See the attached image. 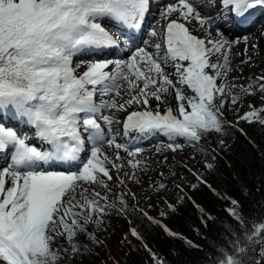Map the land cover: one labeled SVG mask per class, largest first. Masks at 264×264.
<instances>
[{
	"label": "snow or ice",
	"instance_id": "1",
	"mask_svg": "<svg viewBox=\"0 0 264 264\" xmlns=\"http://www.w3.org/2000/svg\"><path fill=\"white\" fill-rule=\"evenodd\" d=\"M149 7L150 0H0V154L9 161L0 169V264H59L62 257L52 248L57 236H65L75 253L81 247L74 240L77 229L86 232L77 217L85 225H100L99 216L107 214L111 206L95 198L99 193L90 197L87 189L79 193L81 203L76 188L81 183L107 187L100 174L113 179L105 166L107 156L102 147L126 151L133 157L128 162L133 169L142 163L134 159L142 149L118 142L112 126L120 121L105 113L125 111L126 105H144V111H133L125 117L126 138L136 131L197 144L203 134L222 131L219 115L225 106L223 97L230 95L233 104L238 97L231 92L235 85L216 83L227 75L232 43L220 25L230 30L257 23V17L264 15V0H178V6L169 5L160 12L162 18L179 13L178 20L187 22L192 17L201 27L216 26L221 39H200L190 34L184 23L169 20L164 57L159 58L161 45L156 43L155 55L137 47L127 61L82 60L80 63H88V68L79 76L75 74L74 57L119 47L102 21L115 25L113 31L121 37V28H140ZM202 7L209 11L202 13ZM212 9L216 10L215 16ZM257 26H264V20ZM148 35L155 37L156 30L153 28ZM216 53L223 55V64L210 62ZM169 61L175 69V84L162 67ZM109 64L115 65L111 73L104 71ZM209 68L215 75L206 71ZM120 81L128 82L129 91L138 88V92L117 104L112 94L120 96ZM139 81H143L142 87ZM185 85L191 95L186 93ZM169 87L175 90L178 115L172 109L164 113L149 110V97L161 101ZM252 87L242 91L251 95ZM259 91L264 92V83ZM217 95L221 97L218 103ZM259 112L264 108L245 113L241 119L264 124ZM6 120L16 124L23 121L34 129L33 135L18 132L5 124ZM33 138L38 145L29 142ZM169 147L175 151L180 145ZM116 159H120L118 152ZM122 166L113 163L117 170ZM6 180L11 182L9 187L5 186ZM118 199L123 205L118 211H126L123 197ZM85 211L87 216L83 215ZM229 212L244 227L241 214L232 209ZM93 214L97 216L95 221ZM132 234L137 235L134 230ZM233 235L236 239L229 246L231 250L218 249L215 264H264V220L254 222L251 231ZM157 264L162 262L157 260Z\"/></svg>",
	"mask_w": 264,
	"mask_h": 264
},
{
	"label": "trees",
	"instance_id": "2",
	"mask_svg": "<svg viewBox=\"0 0 264 264\" xmlns=\"http://www.w3.org/2000/svg\"><path fill=\"white\" fill-rule=\"evenodd\" d=\"M258 78L257 87L264 83ZM222 81L217 79V85ZM251 93L238 96L222 131L189 144L182 160L173 162L172 171L135 204L123 196L126 211H118L123 205L117 195H104L108 201L96 198L111 207L99 216V226L79 219L86 232L77 229L74 240L81 247L75 253L65 236L55 238L52 248L62 257L59 264H215L218 249L231 250L233 233L251 231L254 222L264 220V124L241 119L261 107L257 93ZM248 103L252 108L246 109ZM156 108L162 111L160 101ZM230 209L241 214L244 227Z\"/></svg>",
	"mask_w": 264,
	"mask_h": 264
},
{
	"label": "rangeland",
	"instance_id": "3",
	"mask_svg": "<svg viewBox=\"0 0 264 264\" xmlns=\"http://www.w3.org/2000/svg\"><path fill=\"white\" fill-rule=\"evenodd\" d=\"M154 1L155 0H152V7L154 6V3H155ZM175 17H176V14L173 13V14H171V16L168 17L167 20L166 19L165 20L167 22L169 19H176ZM155 18L156 19L153 21L154 29H157L158 26H161V28L162 27L164 28L165 22L159 23L158 22L159 17L156 16ZM208 18H211V17H205V19H208ZM180 20H182V22L185 24L186 28L188 29V31L190 33L193 31L192 35H195L196 37H198L200 39L216 40L212 36V33L210 31H208L204 28H202V29L200 27L198 28L196 23L191 22L190 20H188L189 22H186L183 19H180ZM102 26L105 27L107 30H109V28L106 24L102 23ZM261 27L262 26L258 27L256 25V27H253V29L247 31V34H245V37H251L253 35L249 39L250 42L248 43L249 45H247V47L251 50H255L256 53L260 52V50L261 51L264 50V41H262L260 38H257L255 36V31H258V29H260ZM152 29L153 28H150V29L148 28L147 32L149 33ZM197 29H199V30H197ZM214 29L217 30V28L215 26H214ZM197 32H198V34H197ZM241 37L244 38V35L236 36L235 40H233V41L239 42ZM143 38H144V36H143ZM243 38H242V41H245V38L244 39ZM144 39L146 40L147 37ZM160 41L161 40L152 42L153 46L156 43L161 44L162 41L165 43V40H162L161 42ZM252 44L255 45V47H253ZM247 47H241L240 48L241 49L240 51L242 54H245L247 52V50H248ZM162 48H163V46H162ZM246 48H247V50H246ZM244 49H245V53L243 52ZM259 59L262 62V65L260 67H258V65L255 66L253 64H249V65L247 64V66H249L250 68H255V67L256 68L254 70L253 69L248 70V73L246 74V73H243V70L245 71L247 68H244V67L242 68V66L240 65L241 61L236 63V65L232 66L231 64L233 63L234 60L232 58L228 57L229 64H230V65L228 64V72H227L226 77L223 78V81L220 82V84L224 83L225 85H228V86L235 85V87L231 88V92H232V94L236 95L237 97L243 93L242 89H248L249 85H253V87L250 89V91L257 93V96H255L257 100L255 102H257V104L261 105V107H259V109H261V108H264L263 107L264 106V96L261 93V91H259V87H257L255 85L254 79H256L257 77H261V75L264 73V54H263V56L260 55ZM92 60H94V59H90V60H86V61H92ZM210 62L211 63L213 62L216 64H223L224 63L223 55L220 53H216V54L211 55ZM172 63L173 62L169 61V66H167V67L170 70H164V71H166L165 75H168L169 77H170V74L172 75L170 77V79H172L173 83L175 84L177 77L175 75V69H174V67H172ZM182 63L185 66L187 65V62H182ZM78 65L79 66H77V63L75 62V60H73L72 66L75 69V74L77 76L81 75L83 72H85L87 70L86 66H88V63H84L85 66H82L80 64H78ZM111 69H112V66L110 64L108 66V68H106L104 70L111 73L112 72ZM206 71L210 75H215V73L210 68L206 69ZM240 76H242V77H240ZM245 76H247V77H245ZM139 82H140L139 87H142L143 81H139ZM176 87H181V86L179 84H176ZM183 87H184V89L188 95L192 94L191 91L187 89L186 85ZM150 90L151 89H149V91ZM121 91H122V95L114 97L115 102L117 104L125 103L132 95L137 94L138 88L133 89L132 91H129L128 86H125V87L121 88ZM220 99H221V97L219 95H217V97H216L217 103L219 102ZM223 99L225 101V106H224V108H222L220 110L219 118H220L221 122H229L230 119L227 118L228 117L227 115L229 113H234L236 106H235V104L232 103V98L230 95H225L223 97ZM157 102L158 101L156 99L149 97V106H148L149 110H152V111L158 110L156 108ZM249 105H251V104L248 103V106L246 109L252 108V107H249ZM160 107L162 108L163 112L166 111L167 109H172L173 113L178 115V111H177L178 101L175 98V90L172 87H169V90L166 94H162V100L160 101ZM143 110H145V107L141 103V104H133L130 107L126 105L125 111L112 110L111 113H105V114L113 115L117 121H120L119 125H120L122 130L117 135V141L118 142H122V143L126 142L129 144L130 147H139L142 149V151L140 153H138L136 155V157L134 158L135 160H139L142 163L139 164L136 169H133L129 166V163H128L129 160H133V157H130L126 151L117 150V149H115L114 146L109 147L107 145H104L102 147V152L104 153L105 156H107V160L105 161V166H106V168H108L109 174L112 176L113 179L108 180L106 177H103L102 174H100L101 178L105 181V184L107 185V187H105L104 185H102L100 183H95V184H83V183H81V185L76 188V198L78 200H80L81 203L83 200L80 198L79 193L82 191V189H87V194L90 197H91V194H93V193H99V196H96L95 198L105 197L104 195H106V194H109L110 196L117 195V197H121V196L123 197L124 196L125 198H130L131 201L135 204L136 198L138 196L142 197L143 193H145L146 190H148L149 188H152V186H155L156 183L158 182V180L160 178H162V176H166L168 173H170L172 171L173 162H178V161L182 160L186 148L189 146V144H191V143L185 141L183 138H177L175 140H170L168 137H166L162 134H157L158 139L157 138L154 139L155 138L154 137V138H152L154 140L151 139V141H149V142H141L140 144H137V142H139V141H146L147 138L152 136V135H147V134L141 135V134L137 133L136 131H131V132H129L127 138L124 137V135H123V132H124L123 121L125 120V117L130 112L143 111ZM188 110L190 111V109H188ZM251 111H253V110H248L246 113L251 112ZM240 113H241V111H240ZM262 113H264V112H259V115ZM4 122L5 123L7 122L6 124H8V125L10 124L9 126L15 128V129H17L18 126L23 123V121H20L19 125H16V123L12 122V121L6 120ZM97 122L100 123L102 127H104L102 120H98ZM28 128H30V127H28ZM21 133H26V131L21 132ZM33 133H34V131L32 132V134ZM209 134H211V133H207L204 135L208 136ZM169 144H178V145H180V147H177L176 150L173 151L172 148L169 147ZM117 152L120 156L119 160L116 159ZM101 159H103V157H101ZM8 162L9 161L3 162V164L0 165V169H2L3 167H6ZM113 163H115L117 165H123V166L121 168H119V170H117V168L113 167ZM72 170L75 171L76 169H72ZM121 180L123 181V184L120 183ZM10 184H11L10 180H6L5 186L9 187ZM76 211H80V209L77 208ZM77 219L79 220L80 217H77Z\"/></svg>",
	"mask_w": 264,
	"mask_h": 264
},
{
	"label": "bare ground",
	"instance_id": "4",
	"mask_svg": "<svg viewBox=\"0 0 264 264\" xmlns=\"http://www.w3.org/2000/svg\"><path fill=\"white\" fill-rule=\"evenodd\" d=\"M151 2H152V0H150ZM194 2H195V0H194ZM217 2H219V0H217ZM169 5H172V6H178V0H161V1H158V2H155V11L151 14V15H149L147 18H145V24H146V27L144 28V31H143V36L145 35V37L144 38H146L147 37V39L145 40V39H139V37L141 36V34L142 33H140L139 34V37H136V39H138V41H137V43H138V45L136 46H134V45H131V49H128L127 50V52L125 53V54H122V55H120L119 56V58L117 59V60H122V61H127L129 58H130V55H131V53L132 52H134L135 51V49L137 48V47H144L145 48V50L146 51H148L149 53H152V54H156L155 53V47L153 46V43L152 42H155V41H158V40H165V32H164V28L162 27L161 28V26H158L157 27V29H155L156 30V33H157V35L155 36V37H153V36H150V35H148V28L150 29V28H154V23H153V21L156 19L155 17L156 16H158L159 17V20H158V22L159 23H162V22H166V20L168 19H164V18H162L161 17V15H160V12L161 11H163V10H165L166 9V7L167 6H169ZM205 11H209V9H206V8H201V12H205ZM211 12H212V16H215V12H216V10L215 9H212L211 10ZM173 14V13H172ZM174 14H176V19L178 20V17H179V13H174ZM194 15V14H193ZM205 18V17H204ZM189 20L191 21V22H194V23H196L197 24V26H198V28L200 27L201 29L202 28H204V29H206V30H208V31H210L211 33H212V36L216 39V40H219V39H221V37L220 36H218L217 35V30L216 29H214V26H212V27H209V25H207V24H205L203 27H201L200 26V24H198V22L194 19V18H192V17H189ZM262 20H264V18H259L257 21V24L260 22V21H262ZM178 21H180V22H182V20H178ZM187 22H189V21H187ZM102 23L103 24H106L107 26H109V28H111V30L113 31V28L115 27V25H113V24H111L109 21H107V20H105V21H102ZM183 23V22H182ZM164 24V23H163ZM255 24V23H254ZM192 25V24H191ZM253 25V24H252ZM252 25H250V26H248V27H246V28H240L239 30H238V28L237 27H233V28H231L230 30L228 29V28H226V27H224L223 25H220V27L222 28V30L225 32V34H226V37L229 39V40H231L232 41V43H231V45H229V47H230V51L228 52V57H230V58H232L234 61H233V63L231 64L232 66L233 65H236V63H238L239 61H241V66H242V68L244 67V68H247L245 71L243 70V73H248V70H254L255 68H250L249 66H247V64L249 65V64H253V65H255V66H257L258 65V67H260L261 65H262V62L260 61V59H259V57H260V55H262L263 56V54H264V50L263 51H261L260 50V52H255V50H251V49H249L248 47H247V45H249L248 43L250 42V38L253 36H251V37H247V39L245 40V41H242V38L243 37H241V39L239 40V42H234L233 40H235V38H236V36H240V35H244V38H245V34H247V30H249V29H253V27H256V26H252ZM147 26H148V28H147ZM252 26V27H251ZM216 27V26H215ZM217 28V27H216ZM122 30L123 29H125V28H121ZM196 29V28H195ZM197 30H199V29H197ZM120 32H121V30H119ZM163 33H162V32ZM193 32V31H192ZM191 32V33H192ZM195 32V31H194ZM242 32H244V33H242ZM202 33V32H201ZM115 34H117L116 32H114L113 31V35H115ZM133 33H132V31L131 30H128V32H127V35L131 38V39H133L132 38V35ZM196 34V33H195ZM197 34H198V32H197ZM236 35V36H235ZM255 36L257 37V38H260L262 41H264V26H262L260 29H258V31H255ZM204 37V36H203ZM243 38V39H244ZM145 41H147V43H145ZM160 41V42H161ZM257 43V42H256ZM255 43V44H256ZM161 49H160V52H159V58H162V57H164L165 56V54H166V51H167V49H166V44L162 41L161 42ZM251 45V44H250ZM253 45V44H252ZM134 46V47H133ZM162 46H163V48H162ZM241 47H247L248 48V50H247V48H246V50H247V52L245 53V49H244V53L245 54H242L241 53ZM255 52V53H254ZM97 55H99V54H96V55H92V56H97ZM125 55V56H124ZM101 57H107V56H109L106 52H103L101 55H100ZM127 57V58H126ZM86 58H88V57H86ZM110 59V58H109ZM109 59H107V60H109ZM82 61V60H81ZM213 61V60H212ZM80 61L79 60H76V63H79ZM213 63V62H212ZM219 63V62H218ZM230 65V64H229ZM111 66H112V69H111V71L115 68V65L114 64H111ZM167 66H169V62H168V64H167ZM167 66H165L163 63H162V67L164 68V70H170ZM141 67L142 68H144V70L145 71H147V69L143 66V65H141ZM236 67V66H235ZM249 67V68H248ZM241 68V67H240ZM240 70V69H239ZM125 71H126V69H125ZM166 72V71H165ZM231 75V74H230ZM234 75V74H233ZM172 75L170 74V77H171ZM233 77V76H232ZM239 77V76H238ZM240 77H242V76H240ZM245 77H247V76H245ZM232 79V78H231ZM236 79V78H235ZM120 83V85H121V87H120V89H119V91H120V95H122V91H121V88L122 87H125V86H128V82H126V81H120L119 82ZM125 85V86H124ZM140 85V82H138V86ZM113 95V97H117V96H115V94L113 93L112 94ZM108 97H105V99H107ZM95 99L97 100V101H99V99H100V97H99V95H97L96 97H95ZM116 120V119H115ZM7 123V122H6ZM5 123V124H6ZM8 125V124H7ZM10 125V124H9ZM16 125H19V124H16ZM113 131L114 132H116V133H119V132H121V127H120V125H119V123H115V124H113ZM26 127L24 126V125H19L18 126V128L16 129L18 132H24V131H26V133L28 134V135H30L31 134V132H32V130L33 129H31V128H27V129H25ZM105 131H107V129L105 130ZM123 137V136H122ZM124 139V138H123ZM30 143H33V144H38L37 143V141H35L34 139H32V140H30L29 141ZM4 156V155H3ZM0 157H2V155H0ZM57 170H61V171H67L68 169H66V168H59L58 167V169Z\"/></svg>",
	"mask_w": 264,
	"mask_h": 264
}]
</instances>
